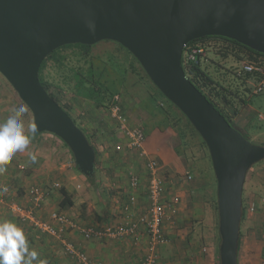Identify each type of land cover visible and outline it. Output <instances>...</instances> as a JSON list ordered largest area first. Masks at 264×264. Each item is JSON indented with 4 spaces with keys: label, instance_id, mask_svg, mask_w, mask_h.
Wrapping results in <instances>:
<instances>
[{
    "label": "water",
    "instance_id": "1",
    "mask_svg": "<svg viewBox=\"0 0 264 264\" xmlns=\"http://www.w3.org/2000/svg\"><path fill=\"white\" fill-rule=\"evenodd\" d=\"M206 37L264 54V0H0V74L31 111L37 134L60 138L86 177L95 175L96 149L43 87L41 66L73 44L112 41L132 53L205 142L217 180L220 264H238L245 182L264 146L246 139L187 77L185 47Z\"/></svg>",
    "mask_w": 264,
    "mask_h": 264
},
{
    "label": "crops",
    "instance_id": "2",
    "mask_svg": "<svg viewBox=\"0 0 264 264\" xmlns=\"http://www.w3.org/2000/svg\"><path fill=\"white\" fill-rule=\"evenodd\" d=\"M3 78H0V122L12 114L13 108L21 105V101L15 97L12 87ZM248 110V117L256 119V115L250 109ZM28 114H30L29 111ZM24 119L25 117H23V122ZM27 121L29 127V115ZM130 121L131 125H137L134 118L130 117ZM83 126L87 128V137L97 151L96 175L99 172L105 173V176L115 175V183H101L100 185L98 180L97 183H91L76 166L72 169L71 163H63V155L70 149L63 148L65 143L60 138L50 133L37 134L32 138L28 149L16 153L6 166L7 171L0 175V186L9 188L7 203L0 207V221L10 220L23 228L30 248L36 250L41 259H47L48 264H81L78 259L67 255L64 241L71 243L79 252L86 254L91 261L98 264H141L147 252L149 239L144 227L141 228L138 235V242L130 237L119 240H88L77 228H73V226L101 228L136 220L149 205L147 187L152 177V171L148 168L146 161L135 151H130L125 146L119 152L112 151L115 149V144L118 145V141L121 143L127 141L121 135H116L114 123V131L111 135L106 136L112 145L110 152L100 151L103 148L99 144L101 137L96 135L95 127L90 122L84 121ZM25 129L27 130V126ZM101 139L103 140L104 137ZM36 141H39L40 146L34 144ZM180 146V137L171 127L165 130L158 128L152 130L146 140V149L151 158H155L160 164L158 175L166 177L168 180L163 200L164 202H177L176 215L170 217L164 225V232L169 243L159 248V264H187V257L189 259L191 257L194 264H220V244L219 247L217 245L220 234L218 233V238L212 230L211 237H209L211 230L208 231L207 228H204V231H198L193 227L196 225L197 217H200L192 208L194 204H197V193L190 194L191 187L185 186V183H178L181 176L188 173L189 169L186 156L178 152ZM30 153L36 154V163L31 162ZM72 158L74 159L73 155ZM133 174L139 176L141 180L143 179L137 190L131 189L129 186V178ZM123 175H126L127 179H124ZM95 187H101L104 192L113 190V196L107 195L108 192H106L104 198H99L98 202L90 192L86 191L87 189L91 191ZM62 189L67 190L71 195V199L74 201L73 206L61 207L60 203L64 198ZM36 190H41L46 194L43 204L38 208L34 205L33 200ZM131 196L136 199V202L132 204L129 200ZM210 200L212 202V199ZM12 203L35 210V214L40 220L51 223L57 228H60L61 225L54 221L52 215L54 213L66 215L70 219V223L66 225V232L62 240L49 234L37 232L34 227L23 222L18 215L10 210L9 205ZM252 203L254 202H250V204ZM210 215L207 207L205 214L200 219L206 223ZM242 240L241 237L238 264H247L246 257L252 259L254 248L250 247L249 249L248 246L242 248ZM171 252L177 257L171 256Z\"/></svg>",
    "mask_w": 264,
    "mask_h": 264
},
{
    "label": "rangeland",
    "instance_id": "3",
    "mask_svg": "<svg viewBox=\"0 0 264 264\" xmlns=\"http://www.w3.org/2000/svg\"><path fill=\"white\" fill-rule=\"evenodd\" d=\"M204 43L206 45H209L210 43L217 44V49L209 51L204 50L201 52V55L205 59L204 65H208L209 71L212 73L211 75L220 81L224 87L229 89V91L226 92L228 93V104L217 100L220 108L231 117V124L233 122L238 131L245 136H248V140L251 143L264 146V93H256V85L258 83L255 80L248 79L244 82L237 79V74H235L236 70L243 62L253 61L250 59H248L250 60L248 61L240 56L237 46H232V49L226 50L227 55L224 57V55H221L222 53L218 51L224 50L227 43L219 39L212 38ZM196 44L200 45L202 42ZM241 51L245 52L243 50ZM190 55L191 52H187L186 59H189ZM58 58L61 59L60 62H57L56 60L49 61L43 71V76L49 85V90L53 95L58 97L60 104L70 112V116L80 129L82 127L86 133H88L87 128L83 126L84 121H88L95 127L94 131L96 135L101 138L104 137L103 140L100 138L99 144L103 147L102 150H100L101 152H110L112 149V145L109 143L106 136L111 135L114 131L113 122L108 115L109 111H106L105 108L98 109L95 102L92 101L93 99H85L79 96L76 87L78 79L74 77L75 71H83L84 75H87L89 72L88 69L92 64L94 65L96 75H98L94 77V81H98L96 85L97 87H100L99 84H102L105 87L109 85L111 81L120 78L117 71L120 74H124L126 70H128L124 83L119 87V92L111 100V104L114 102L116 96L120 97L121 106L124 112L132 119L134 118V120L137 121L135 123L143 126L147 137L151 135L152 130L156 128L165 130L168 128L167 125L173 123V120H168V118L165 119L161 111L156 109L155 105H158L159 101L154 102L151 100V97H161L164 101H160L164 102L166 107H170L172 103L159 94L156 86L152 83L147 74L143 72L140 65L115 42L103 41L97 43L88 55H82L77 48L64 49L60 51ZM259 60L262 65H259V63L255 61L256 64H254L264 69V57H259ZM100 74H103V76H99ZM1 76L2 75L0 74V78L2 79L3 76ZM7 84L10 85L8 82ZM12 91L15 93V97L21 101V105L25 106L17 92L14 89ZM248 109L256 115V119L248 117ZM29 113L30 114H28L27 110L23 122L25 128L27 126V129L28 115L30 120L29 126L34 124V118L31 111H29ZM84 130L83 132L85 133ZM193 139V147L188 152L187 156L190 158L188 160V172L192 178L190 180L181 178L178 183H185V186L187 185L188 187H191L189 191L190 194L197 193V204H194L192 208L198 213V215H200V217L205 214L207 207L208 212L211 214L209 219L206 217V223L202 222L200 217H197L198 220L193 227L198 231H204V228H207L208 231L211 230L209 237H211L213 230L214 235L219 238L218 216L215 206L213 205L216 187L213 172L210 169V163L207 156L209 150L201 147L200 141L197 137H194ZM39 141L41 142V140ZM39 141L34 142V144L40 146ZM65 145L63 148L69 150ZM112 151L119 152L116 150V144L115 149ZM71 153V151L64 153L63 163H71L70 165L73 167L72 169H74V159L72 158L73 154L71 155ZM68 156L70 157L68 158ZM122 173L125 174L123 171ZM95 176L100 185L101 183H115L114 181L116 180L114 178L115 175L105 176V173L100 172L97 175L95 174L94 177ZM123 178L127 179V176L123 175ZM86 191L90 192L98 202L99 198H104L106 192H108L107 195H111V197L113 196V190H106V192H104L101 187H95L91 191H88L87 189ZM98 192L99 195H97ZM210 199H212V202ZM243 199L245 200L244 204L246 206L247 214L241 225V231L243 234L242 248H245V246H248L249 249L250 247L254 248V250H252V259L248 256L246 257V260H248L247 264H264V160L255 164L249 170L245 182ZM252 201L254 203L250 204ZM210 240L211 239L209 238V242ZM220 242L219 238L217 243L218 247ZM170 255L174 256V258L177 257L172 252ZM186 263L194 264V261L191 257L190 259L187 257Z\"/></svg>",
    "mask_w": 264,
    "mask_h": 264
},
{
    "label": "built area",
    "instance_id": "4",
    "mask_svg": "<svg viewBox=\"0 0 264 264\" xmlns=\"http://www.w3.org/2000/svg\"><path fill=\"white\" fill-rule=\"evenodd\" d=\"M189 45L185 47L188 48ZM203 49L194 48L189 59H194L195 54L201 53ZM239 76L245 74L259 73L263 75L261 81L256 85V93H264V69L255 65L252 62H243L237 71ZM111 121L114 123L116 135H121L127 139L126 142L121 143L118 141L116 150L120 151L123 147H127L130 151H135L142 159L146 161L148 168L152 171V177L149 180L147 187V197L149 199V205L147 209L136 219L125 224L107 225L101 228L73 226L77 228L82 235L90 239H110L119 240L125 237L134 238L138 242V235L141 232V228L144 227L148 235V247L147 252L142 259L141 264H159L160 254L159 248L168 244L169 239L164 232V225L170 219L176 215V203L177 202H164L163 198L167 191V179L158 175V169L160 167L159 162L155 158H151L150 153L146 149L147 136L145 129L142 125H131L130 117L124 112L121 106L120 97L116 96L114 102L111 104L108 113ZM182 179L190 180L192 177L186 173ZM142 180L136 174H133L129 178V186L131 189L137 190L140 188ZM6 186H0V189ZM8 191L9 188L7 187ZM0 193V207L7 203V194ZM45 193L41 190H36L33 195L34 205L36 208L41 207L43 204V198ZM130 204L136 202L134 196L129 198ZM10 210L18 215L20 219L34 227L37 232L49 234L58 237L62 240L64 233L66 232V225L70 223V219L62 213H54L52 218L58 222L61 227L57 228L55 225L46 221L40 220L35 214V210H31L22 205L12 203L9 205ZM127 208V207H126ZM65 251L68 256L73 259H78L81 264H98L90 260V258L79 252L78 249L68 241H64Z\"/></svg>",
    "mask_w": 264,
    "mask_h": 264
},
{
    "label": "trees",
    "instance_id": "5",
    "mask_svg": "<svg viewBox=\"0 0 264 264\" xmlns=\"http://www.w3.org/2000/svg\"><path fill=\"white\" fill-rule=\"evenodd\" d=\"M212 38L219 39V40L227 43V46L224 47L225 48L224 50H219L221 48L218 49L219 50L218 52H221L222 53L221 55H224V57H226V55H227L226 50L232 49L231 48L232 46H237L238 49H239V55L240 56H242L246 60H248V59L252 60L253 61L252 63L257 62V63H259V65H262L259 62L260 61L259 57H264V54L258 53L256 51L244 46V45H241V44L237 43L236 41L229 40L227 38H222V37H206V38H203V39H199L197 41H193V42H191L189 44V47L184 50L185 54L183 53L182 63H183V68H184V71H185L187 77L208 98V100L216 107V109H218L221 112V114L231 124V121H232L231 117H229L228 114L225 113L220 108V106H219V104L217 102V100H218L220 102H224L225 104H228V102H229V101H227V96H228L227 94L228 93H226V92H228L229 89L224 87V85L222 83H220V81H218L216 78H214L211 75L212 73L209 71L208 65H204L205 59L202 57L201 53L195 54V58L194 59H186V53L187 52L188 53H190V52L192 53V50L194 48L203 49V50H206V51L217 49L218 47H217L216 43H214V44L210 43L209 45H206L204 43L205 41L210 40ZM108 42H112V41H108ZM200 42H202V44H200V45L196 44V43H200ZM116 44H118V43H116ZM118 45L123 50H125L142 68L141 64L132 55V53H130L122 45H120V44H118ZM94 46L95 45L89 46V45H82V44H73V45L64 46V47L54 51L52 54H50L47 57V59L43 62L42 66H41V69H40V80H41V82L43 84V87L50 94V96L64 109H65V107L60 104V102L58 101V97H56L55 95H53L50 92L49 85L47 84V82L44 79L43 71L46 68V66H47L49 61H51V60L55 61L56 60L57 62L58 61L60 62L61 59L58 58V54L60 53V51H62L64 49L77 48V49L80 50L82 55H88L90 53L91 49ZM241 50H243L245 52H242ZM250 60H248V61H250ZM238 69L236 70L235 74H237V76H236L237 79H239L241 81L245 82L248 79H252V80H255L258 83L263 78V75H261L259 73L245 74V75L239 76L238 73H237ZM142 70H143L144 73H146L143 68H142ZM88 71L89 72H88L87 75H84L83 71H75L74 72V77L76 79H78V83L76 84V87L78 89L79 96H81V97H83L85 99H89V98L91 100L93 99L92 101L95 102L96 107L98 109L105 108L106 111H109V108L111 106V100L119 92V87L124 83V80L126 78L128 70H126V72L124 74H120L117 71V73L120 75V78H118L117 80L111 81L110 84L105 86V87L102 84H99L100 87L96 86L98 81H94V77L98 76V75H96V73L94 71V65L93 64L89 67ZM99 76H103V74H100ZM103 88H104V90H103ZM156 89L159 91V89L157 87H156ZM159 94L162 97H164L165 99H167L160 91H159ZM151 100H153L154 102L159 101V104L155 105L156 109L161 111V113H162V115L164 116L165 119L168 118V120H171V121L173 120V123L171 125H167V126L171 127L172 129H174L177 132V134L179 135V137H180L181 146L178 149L179 154L185 155L187 160L190 159L187 156H188V152L193 147V140H194L193 138L194 137H197L199 139L201 147H203L206 150H208V148H207L205 142L203 141L202 137L195 130V128L190 123V121L187 119V117L173 103H172V105H170V107H168V106L166 107L164 105V102L160 101V100L164 101L163 99H161V97L159 98L157 96H152ZM23 104L25 105V103H23ZM25 107L28 109V111H30L29 108L26 105H25ZM66 112L68 114L70 113L68 110H66ZM231 125L234 128H236V126L233 124V122H232ZM81 129H83V128L81 127ZM85 134L87 135L86 131H85ZM35 136H37V134ZM244 137H246V139H248V136L244 135ZM207 156H208V160H209V163H210V169L213 172V178H214V183H215V187H216V189H215V198L213 199V202H214L213 205L215 206V209H216V212H217V216H218L217 181L215 179V174H214V170H213V166H212L211 157H210L209 154ZM87 179L91 183H97V177L96 176L95 177H91V178L87 177ZM62 193L64 195V198H63V200L60 203L61 207L62 208H69V207L73 206L74 205V201L71 199V195H69L68 191L65 190V189H62ZM244 203H245V200H244ZM246 214H247L246 213V206L244 204V212H243L242 222L246 218ZM218 229H219V217H218ZM241 237H242V231H241ZM241 237H240V240H241Z\"/></svg>",
    "mask_w": 264,
    "mask_h": 264
},
{
    "label": "clouds",
    "instance_id": "6",
    "mask_svg": "<svg viewBox=\"0 0 264 264\" xmlns=\"http://www.w3.org/2000/svg\"><path fill=\"white\" fill-rule=\"evenodd\" d=\"M89 31L95 32V24L89 25ZM27 108L23 105L15 107L12 114L0 122V175L7 171V165L18 152H24L38 133L36 124L25 129L23 117ZM30 160L36 163L37 156L30 153ZM7 187L0 193L7 192ZM0 264H48L47 259H41L39 253L30 248L24 229L10 220L0 221Z\"/></svg>",
    "mask_w": 264,
    "mask_h": 264
}]
</instances>
